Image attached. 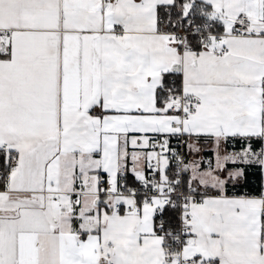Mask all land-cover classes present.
<instances>
[{"label": "snow or ice", "instance_id": "snow-or-ice-1", "mask_svg": "<svg viewBox=\"0 0 264 264\" xmlns=\"http://www.w3.org/2000/svg\"><path fill=\"white\" fill-rule=\"evenodd\" d=\"M0 264H264V0H0Z\"/></svg>", "mask_w": 264, "mask_h": 264}, {"label": "trees", "instance_id": "trees-1", "mask_svg": "<svg viewBox=\"0 0 264 264\" xmlns=\"http://www.w3.org/2000/svg\"><path fill=\"white\" fill-rule=\"evenodd\" d=\"M261 184V177L257 174L255 169L249 170L246 182L240 188V191L257 192Z\"/></svg>", "mask_w": 264, "mask_h": 264}]
</instances>
